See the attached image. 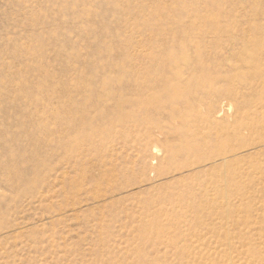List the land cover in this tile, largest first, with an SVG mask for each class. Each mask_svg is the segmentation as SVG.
Listing matches in <instances>:
<instances>
[{
    "label": "rangeland",
    "instance_id": "374dc122",
    "mask_svg": "<svg viewBox=\"0 0 264 264\" xmlns=\"http://www.w3.org/2000/svg\"><path fill=\"white\" fill-rule=\"evenodd\" d=\"M214 29L264 30V0H0V264H264L256 68L204 121L166 60ZM231 39L198 76L254 53Z\"/></svg>",
    "mask_w": 264,
    "mask_h": 264
},
{
    "label": "bare ground",
    "instance_id": "6f19581e",
    "mask_svg": "<svg viewBox=\"0 0 264 264\" xmlns=\"http://www.w3.org/2000/svg\"><path fill=\"white\" fill-rule=\"evenodd\" d=\"M188 31L189 32H187V31L184 32V35L179 36L180 40L178 41L179 45L177 46L178 48L176 49V52H171L170 55H168V57L166 59L168 62V65L173 64L174 65L173 68L176 69V70H174V71H176L174 74V77H175L174 79H176V80L169 78L168 82L171 79H172L171 81H176V94H180V91H185V93H186L185 95H187L188 93L190 95H192L191 93H193V96L195 98H197L200 102L199 108H202V109L208 111V113L206 112L207 113L206 115L204 114V116L201 117L204 121L205 120H209V121L212 120V119H210L212 114L213 115L214 114L215 115L216 114L221 115L222 111H225L222 109L223 107H221L220 110H218V111L216 110L217 107H215L216 111H214V103L213 102H214V100H216V98H218L219 96H221L225 93H228V95L229 94L230 95L239 94V91H237V90L240 89L241 87L239 85H235L234 80L240 78L243 75V73H244V70L242 69L243 65H247L248 67L254 66V68H256V71L253 75V81L250 84L253 85L252 88L261 87L262 88L261 90H264V30H216V29H214V30H188ZM225 35H228L230 38H232L231 39L232 42H230L229 40L227 41V47H228V48L226 47L227 51L230 50V48H233V49L235 48L233 45L235 43L234 42L235 40L239 41V39L243 38V40L246 42L247 41L254 42V45L252 47L253 48L252 50H254V53H252L248 57L244 58V60L242 62V66L237 65V64H235L234 66L231 65L229 68L228 67L227 68H224V67L223 68L222 67L217 68V66H216L211 71L209 70L208 74H207V72H205L206 70L203 69L204 70V71L202 70L203 74L205 73L207 75L204 76V75L200 74L201 76L200 75L198 76L197 75L199 72V71L197 72L198 68L203 67L204 64L202 63V61L206 57V55H209V53L211 51V50H209V48H211V47L208 46V43L206 42L205 38H209L211 36H213L214 38L215 37L221 38V37H224ZM238 47H240V46H238ZM240 50H241V48H240ZM225 53H226V51L225 52L222 51L223 55ZM216 61H217V59H216ZM218 61H219V59H218ZM210 63H212V62H210ZM206 64H207V62H206ZM217 64H218V62H217ZM219 65H221V64H218V66ZM207 67H209V66L206 65V68ZM192 83H195L196 87L194 85V88H192L193 87V86H191ZM170 85H172V82ZM206 96H207L208 100H207L205 105H202V103L206 101V100L204 101ZM183 97H184V94H183ZM238 103H240V102H238ZM241 104H242V105H240L241 108H246V106L248 108L255 107V110L252 111L251 113L244 112L245 113L244 115H240L241 116L240 120L238 122L235 121L238 123L237 128L235 129L238 132H236L234 134V136L235 135L238 136L240 134L239 132L241 131L242 127H245V125H246V127H248V129L257 131L260 135H262L263 132L261 129H263V131H264V92L261 93L260 99L254 100L248 104H246V102H241ZM218 106H219V104H218ZM260 109H262V110L260 111ZM187 111H188V109H187ZM192 111H194V108H192ZM184 113H186V112H184ZM260 142H262V141H260ZM230 146L231 145H229V144H227V146H226V148L229 147V150H231L230 153H232L231 155L229 153V155H230L229 158L231 156L234 157L235 154H237V152H236L237 150H233ZM154 149L156 151L157 148L155 147ZM170 151H171L170 152L171 154L174 153V150H170ZM227 152H228V150H227ZM218 160L221 161L222 163H224V162H226V160H229V159H228V156L222 155V157Z\"/></svg>",
    "mask_w": 264,
    "mask_h": 264
}]
</instances>
